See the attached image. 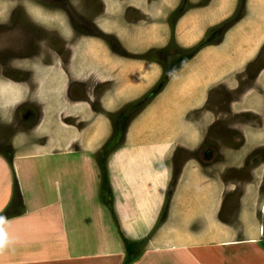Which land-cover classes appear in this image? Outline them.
Masks as SVG:
<instances>
[{"label":"rangeland","instance_id":"374dc122","mask_svg":"<svg viewBox=\"0 0 264 264\" xmlns=\"http://www.w3.org/2000/svg\"><path fill=\"white\" fill-rule=\"evenodd\" d=\"M163 2L0 0V184L3 185L0 192H6V174L12 183L10 203L0 218L4 213L11 218L26 214L22 185L29 177L22 164L19 165L20 161H25L27 155L44 156L48 149L50 153L54 152L56 158L47 157L49 161L38 158L40 164L37 173H32L37 177L32 182L39 189L52 184V188H56L54 184L59 176L58 179L66 187L74 185L71 187L77 199H81V205L66 206V213L71 215L79 232L81 229L83 235L87 233L88 239L97 238L96 244L88 248L85 255L99 253L97 246L102 236L111 243L107 232H113L119 244L124 246L126 257L130 254L124 237L134 245L142 243L139 249L143 256L147 245L154 239V233L166 221L175 197L180 200L177 207L183 209L188 202H184L182 196L186 197V201L188 195L200 193L201 188L217 180L241 184L247 178L245 169L250 170L251 163L259 162L262 157L264 160V145L261 149L252 150L248 147L249 143L248 146L243 143L247 139L249 141L248 121L264 124L262 120H254L255 116L245 115L248 112L240 106L241 94L245 89L255 87L259 73L264 72L263 36L254 42L258 55H253V59L240 70L243 71L237 78L238 82H231L236 84L234 91L228 89L231 85L215 83L223 77H209L207 73L215 69L214 64L208 66L201 57L197 58L202 50L210 48L203 54L209 57L213 55V59L223 44L229 45L227 34L238 23H243L248 15V0H239L230 19L207 32L206 39L200 43L205 45L198 51L200 44L188 50L178 45L175 38L177 26L190 10L191 13L201 11L205 16L216 11L211 5L214 0H179L181 3L177 7L171 3L165 6ZM250 4L253 16L255 3L250 1ZM15 20H18L17 25L14 24ZM131 30L141 32L135 39L145 41L138 48L131 47L132 39L127 34ZM46 32L56 43L61 40V45L48 43V47H45L42 40H46ZM154 32L163 35L161 43L152 39ZM234 46L223 49L231 55L236 48ZM245 49H250L249 45L246 44ZM56 53L64 57L62 60L54 59L56 70H52L48 68L52 64L48 63L47 66L46 62H50ZM46 55L51 58L48 59ZM131 61H140L141 65L138 68L137 63ZM143 65H149L155 72L151 74L155 83L138 84L148 78ZM92 66H98L101 70L104 66L107 69L112 66L114 69L109 70L112 77L116 73L120 76L119 72H115L118 69L126 76L122 74L124 80L118 84L93 81L91 76L85 77L94 70ZM79 68L84 72L83 78L77 74ZM220 71L216 69L215 74L220 75ZM101 77L105 79V76ZM260 83L263 84L264 79ZM126 84L134 88L126 90ZM41 109L48 110L45 111L47 116L40 118ZM150 110L152 115L148 113ZM183 110H186V114L182 118L177 116L178 121L170 123L175 119L174 112L181 113ZM100 113L99 118L96 115ZM79 114L82 118H91L76 129ZM98 123L112 129L103 140L98 141L97 137L91 140V136L99 134L94 131L99 128ZM199 128H202L201 136L192 142ZM119 130H123L122 138L113 141ZM80 131L87 134L82 140V147L77 142ZM57 138L62 140L61 148L50 149ZM111 143L114 145L110 150L108 147ZM65 151L77 154L64 157L62 153ZM84 157L89 164L83 169L78 163L71 164L73 158L80 161ZM103 167L107 177L105 183ZM97 168L99 191L96 185L93 186ZM69 174L74 180L68 177ZM83 174L87 183L84 182L85 176L81 180ZM24 175L27 179H24ZM189 183L200 184L201 187L194 189ZM106 184L109 185L108 193L102 192ZM165 184V198L154 225L146 232L138 233L133 226L139 211L133 215L126 212L130 213L133 207L130 200L139 204L144 216L151 217L153 201L149 197L147 204V197L143 194L148 191L160 196ZM53 195H56L55 192ZM6 196L7 192L0 196V208ZM28 197L34 199L32 193ZM69 197L71 202L70 194ZM103 198H108L107 204L102 201ZM96 206L101 208L103 214L98 215ZM6 221H1L0 227ZM89 225L92 227L90 230ZM73 239L75 236L70 238L71 241ZM114 243L110 244L106 253H100L98 263L112 259ZM0 252L3 253L2 250ZM132 254L134 260L140 257L136 252ZM0 264L7 263L0 259Z\"/></svg>","mask_w":264,"mask_h":264},{"label":"crops","instance_id":"0c3cea01","mask_svg":"<svg viewBox=\"0 0 264 264\" xmlns=\"http://www.w3.org/2000/svg\"><path fill=\"white\" fill-rule=\"evenodd\" d=\"M163 1L165 6L171 3V5L177 7L181 3L179 0ZM238 1L239 0H224V2H217L214 0V2L218 3V6L217 3L214 5L213 2L211 4L214 7L213 10L219 12L212 11L211 14L207 16L201 11L195 12L196 14L191 13V10L185 13L180 24L177 26L175 34L178 45L188 50L193 48L194 45L203 42L210 29L218 24L220 26L221 23L230 19L238 5ZM250 1H254L255 3L253 16H251L252 10H250ZM250 1L248 0L247 2L249 12L248 15L246 14L243 23L242 21L238 23L233 30L227 34L228 37L226 40L229 41V45H227V43L223 44L221 50L218 51V54L213 59V55L209 57L203 54V52L210 48L202 50L197 55V58L201 57L202 60L207 62L206 64L208 66H210V64L215 65L213 71L210 69L208 73L206 72L209 77L213 75L223 77L222 80L218 82L215 81V83L221 82L220 84H222V86L231 85L228 89L232 91L236 89V84L231 82H238L237 78L243 71L240 70L245 67L254 56L256 57L258 55L257 52L255 53L256 45L254 42L257 40L259 41L261 35L263 36L262 39H264V2L262 0ZM189 28H191V31H188ZM247 29H250L248 31L252 32L247 34ZM127 34L130 35V40L132 39V48H138L142 45V42H145L141 39H135V36L141 34L139 31L134 32L131 30V32L128 31ZM242 35H245V37H240ZM162 36L161 33L155 32L151 35L152 39L157 40L159 43L162 41ZM125 39L127 40L126 36ZM246 44L249 45L250 49H245ZM234 45H236L238 51L234 52L236 50V48H234L231 55H228L223 49L224 47L228 49L229 47L233 48L235 47ZM131 62L134 64L137 63L138 68L139 65H141L139 63L140 61ZM48 68L56 70V65L48 66ZM75 68H77V66H75ZM112 68L114 69L112 66L109 69L104 66L101 70V68L96 66L93 71H90L91 74L85 77L88 78V76H91L93 81L118 84L124 80L122 74L125 76L126 74L120 69L116 71L113 70L119 72L120 74H118L120 76H117L116 73L115 76L112 77L109 71ZM142 69L147 72L148 78L138 82V84L149 85L150 83H155V81H152L153 77L151 76V74L153 75L155 72H152L153 70L149 65H143ZM216 69L221 70L220 75L219 73L215 74ZM83 73L84 72H81L79 68L77 74L81 76V78H83ZM52 76H54V74ZM101 76H105V79ZM263 79L264 72H260L257 77L256 86L245 89V92L241 94L240 106L244 111L248 112L245 115L255 116L254 120H262L264 124V83H260ZM91 83L92 82H90L89 85H91ZM131 87L134 88L133 85H131ZM131 87L127 84L124 86L126 90L132 89ZM175 107L177 108L178 106ZM180 109L182 110L184 107H180ZM45 111L47 112L48 110ZM45 111L43 110V116H47ZM185 111L186 110H183L181 113L174 112L175 119L170 120V123L171 121H178L177 116L182 118V116L186 114ZM161 112L163 117L164 110ZM148 113L152 115V110L148 111ZM84 114L85 113L82 115ZM96 116L100 118L101 113ZM89 118L91 117L82 118L80 114L77 115L78 121L76 123L78 126L75 125L76 129L80 127L81 124H86V119ZM180 122L182 124V121ZM98 124L97 126L99 128H95L94 131L99 132V134L97 136L95 133L91 136V140H94L96 137L98 141L103 140L105 135L112 129L111 126ZM90 126L96 127V125H89L88 127ZM247 126H249L248 131L250 133L249 141L247 139V141L243 143L247 146L249 143L248 147L252 150L261 149L264 145V125H257L256 123L248 121ZM201 130L202 128H199V131L192 137V142L201 136ZM85 137H87L86 132L83 133L80 131L78 136L79 140L77 141L80 147H82V140ZM87 139H90V137ZM60 145H62V140L61 138H57L55 139V143H51L50 149L54 147L59 149L61 148ZM48 152L49 150L47 149L43 156L39 154L40 152L38 151V156L34 154L27 155L24 157L25 159L27 158L25 161H20L19 165L22 164V169L28 173L27 177H29V179H27L24 175V179L26 178L27 180H23L24 182L22 185L27 212L22 217L10 218L0 227V251H3V253L0 252V259L7 264H79L81 262L82 264H123L126 260L124 246L119 244V239L113 232H107L109 241L111 243L115 242V246L112 249V259L109 258L104 262L101 260L98 263L101 255L100 253H106L111 244L106 240L104 235L102 236V241L99 243L100 247L99 244L97 246V250L100 252H93L91 256L85 255L87 249L96 244L97 238L95 236L94 240L90 237L88 239L87 233L83 235L81 229L79 232L78 228L74 225L71 215L66 213V206L77 207L81 205V199H77L78 197L71 187L73 184L66 187L65 184L58 179L59 176L54 184L56 188H52V184L49 185L48 188L39 189L32 182V180L37 177L32 173H37V168L40 164L38 158H44L47 161H49L47 157L51 159L53 157L56 158V156H54L55 154H53L54 152H49L50 154H48ZM261 153H263L262 150ZM72 154H77V152L66 153L65 151V153H62L64 157H68V155ZM262 158L257 163L252 162L250 170L245 169L247 178H245L241 184L230 181L228 180L229 178H227L229 182L213 181L210 185H206L205 188H201L202 190L200 193L197 192V194H195L196 192H194L188 195L186 201V197L182 196V200L188 202V205L183 209L177 207L176 204L180 202V200L178 197H175L174 204L172 203V208L169 210L166 221L163 222L154 233V239L147 245V251L144 252L143 256L136 259L133 264H264V160ZM78 159L79 158H73L71 164L78 163L82 169L89 164L86 157L80 161ZM35 164L37 166H35ZM244 166L247 168V163H245ZM62 168H64V165H62ZM215 168L221 169L218 166H215ZM98 174L97 168L95 169V181L93 182V186L96 185L99 191L100 177ZM7 176L9 175L6 174L5 176L4 186L8 197L6 196L4 198L3 205L0 208V214L6 209L8 202L10 203L12 183H10ZM84 176V174L81 175V180ZM68 177L74 180L71 174H69ZM214 177L217 176L214 175ZM84 179H86V176ZM86 181L87 179L84 182L87 183ZM78 183L81 185L82 182L79 181ZM188 185L193 186L194 189L201 187L200 184L196 183H189ZM2 186L1 183L0 187ZM165 187L166 184L162 188V193H160L163 199L158 195L155 196L154 192L146 191L145 194H143L144 197H147V204H149V197H151L153 201V205H151V217L144 216L139 204L136 201L133 203L132 199L130 200L133 207L130 213L129 211L126 212L128 215H133L139 211L138 215H136L137 217H135V225L133 226L138 233L142 234L154 225L157 219H155L156 215H159L161 212L160 207L165 198ZM6 192H0V196L6 195ZM53 192H55L56 195H53ZM29 193L34 195V199L28 197ZM73 193L75 194L74 196ZM69 194L71 195V202L69 201ZM231 196L234 197L231 198ZM158 200L160 202H157ZM95 211H97L98 215L103 214L101 208L97 206ZM91 228V225H89V230ZM72 236H75V239L71 241L70 238ZM99 237L100 234L98 239ZM81 243L83 244L80 245Z\"/></svg>","mask_w":264,"mask_h":264},{"label":"trees","instance_id":"16d2710c","mask_svg":"<svg viewBox=\"0 0 264 264\" xmlns=\"http://www.w3.org/2000/svg\"><path fill=\"white\" fill-rule=\"evenodd\" d=\"M205 45V43H203V44H200L199 46H198V48H197V51L199 50V49H201V47H203ZM122 134H123V130H119L118 131V133H116V135H115V138L116 139H114L113 141H117L118 139H121L122 138ZM113 143V142H112ZM110 144L109 145V149L112 147V145H114V144ZM111 150V149H110ZM107 153V152H106ZM100 164V163H99ZM103 165H105V163H103ZM100 167H102V165H100ZM105 172H106V170H105V168L103 167V175H102V178H103V183H105L106 181H107V177H106V175H105ZM109 185H105V187H104V190H102V192L103 191H106L107 193H108V191H109ZM104 194V193H103ZM102 201L105 203V204H107V201H108V198H103L102 199ZM9 218H11V217H8L5 213L2 215V217L0 218V223H2L1 221H3V220H8ZM124 243H125V246H126V248H127V250H128V252H129V256H127L126 257V260H125V263L124 264H133L134 262H135V260H134V255L132 254V253H134V252H136V253H138L137 254V257L139 256V254H140V256H141V251H140V249H139V246H141L142 245V243H139V244H135V245H138V247H136L135 245H134V243H132V242H130L128 239H126L125 237H124ZM138 248V249H137ZM133 255V256H132Z\"/></svg>","mask_w":264,"mask_h":264},{"label":"flooded vegetation","instance_id":"af4514ba","mask_svg":"<svg viewBox=\"0 0 264 264\" xmlns=\"http://www.w3.org/2000/svg\"><path fill=\"white\" fill-rule=\"evenodd\" d=\"M244 3H245V1H244ZM247 3V2H246ZM244 6H245V4H244ZM247 6V5H246ZM21 23V25H22V22H20ZM14 24L15 25H17L18 24V20H15V22H14ZM20 25V26H21ZM44 36H45V38H46V40L44 39V40H42L43 42H45V43H43V45H45V47H48V43H50V44H54V45H56V46H58V45H61V43H62V41L60 40V41H58V43H56L54 40H53V37L52 36H50L49 34H48V32H46V33H44ZM40 44H41V42H40ZM53 51V50H52ZM54 52V51H53ZM55 53V52H54ZM57 54H59V53H56L55 55H54V57H48L47 55V58L48 59H50V62H46V64H47V66H48V63H51L52 65H53V62H54V59L56 60H62L63 59V55H61V54H59V55H57ZM42 114H43V110L41 109V111H40V118L42 117Z\"/></svg>","mask_w":264,"mask_h":264},{"label":"bare ground","instance_id":"6f19581e","mask_svg":"<svg viewBox=\"0 0 264 264\" xmlns=\"http://www.w3.org/2000/svg\"><path fill=\"white\" fill-rule=\"evenodd\" d=\"M182 29V28H181ZM184 29V28H183ZM141 128V127H140Z\"/></svg>","mask_w":264,"mask_h":264},{"label":"clouds","instance_id":"9594fccd","mask_svg":"<svg viewBox=\"0 0 264 264\" xmlns=\"http://www.w3.org/2000/svg\"><path fill=\"white\" fill-rule=\"evenodd\" d=\"M9 220V219H8Z\"/></svg>","mask_w":264,"mask_h":264}]
</instances>
